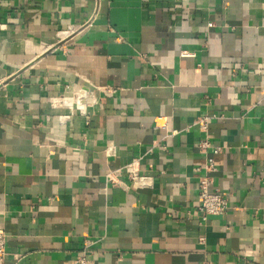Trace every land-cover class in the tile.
I'll list each match as a JSON object with an SVG mask.
<instances>
[{
    "label": "crops",
    "instance_id": "crops-1",
    "mask_svg": "<svg viewBox=\"0 0 264 264\" xmlns=\"http://www.w3.org/2000/svg\"><path fill=\"white\" fill-rule=\"evenodd\" d=\"M0 226L5 264H264V0H0Z\"/></svg>",
    "mask_w": 264,
    "mask_h": 264
},
{
    "label": "built area",
    "instance_id": "built-area-1",
    "mask_svg": "<svg viewBox=\"0 0 264 264\" xmlns=\"http://www.w3.org/2000/svg\"><path fill=\"white\" fill-rule=\"evenodd\" d=\"M99 11V7L93 18ZM194 53L182 51L181 56H193ZM104 89L109 90L108 87ZM89 93L86 88H79L73 91L72 96L68 98L71 100V103L84 112L85 108L90 105L92 106L95 103V98H93L92 102H88ZM66 102V101H65ZM209 118H202L199 123L202 129L207 130L208 128ZM210 146V142L208 140H202L200 142V147L205 150ZM113 151L112 149L110 150ZM215 169V161L212 157L207 159V162L203 168L204 174L200 177L199 182V195H200V204L198 206V212L200 213L203 220H207V218L211 215H221L224 214L229 207V193L225 190H220L217 188H213L212 178L210 176L211 172ZM140 164L138 159H133L127 165L120 167L118 169L110 170L106 174V180L111 183H118L119 177L126 173L135 184H139L141 176L139 174ZM7 242H8V234L6 230L0 226V264H5L6 258L8 255L7 251ZM89 242H86V247L83 250V253L77 258L76 262L79 264H89V253L87 251V247Z\"/></svg>",
    "mask_w": 264,
    "mask_h": 264
},
{
    "label": "bare ground",
    "instance_id": "bare-ground-1",
    "mask_svg": "<svg viewBox=\"0 0 264 264\" xmlns=\"http://www.w3.org/2000/svg\"><path fill=\"white\" fill-rule=\"evenodd\" d=\"M249 3V2H248Z\"/></svg>",
    "mask_w": 264,
    "mask_h": 264
}]
</instances>
